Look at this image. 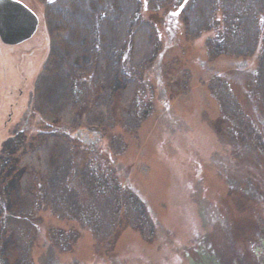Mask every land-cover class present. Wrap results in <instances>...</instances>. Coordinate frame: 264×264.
Masks as SVG:
<instances>
[{"label": "rangeland", "instance_id": "rangeland-1", "mask_svg": "<svg viewBox=\"0 0 264 264\" xmlns=\"http://www.w3.org/2000/svg\"><path fill=\"white\" fill-rule=\"evenodd\" d=\"M21 1L37 15L38 24L21 43L0 41V137L6 114L15 105L14 86L22 77L31 78L42 69L47 49L45 34L50 33L45 10L54 0ZM139 3L137 14L130 16L150 21L160 40L151 64L140 69L153 92L151 97L146 95L148 114L142 120L132 110L122 116L119 93H114L109 111L113 122L101 133L102 138H110V144L88 133L83 140L76 139L70 148L68 183L82 186L79 176L89 155L94 171L101 169L95 177L101 174L108 179L106 167H113L120 182L136 195L145 211H136L137 204L129 212L127 206V210L121 208L116 216L110 210L105 219L91 218L89 214L85 226L92 231L104 222L116 226L108 242L105 235L95 233L94 237L84 226L55 219L43 208L38 214L42 217L40 229L48 223L66 230L63 232L68 235L61 246H56L48 242V235L38 233L31 246V264H261L264 102L257 91L254 56L217 54L207 59L204 38L191 39L184 34L180 15H184V5L191 10V0L183 6L174 0L164 6L151 0ZM220 3L216 0L214 7ZM257 18L263 30L264 10L258 11ZM129 29L130 40L133 27ZM120 48V69L129 74V41ZM94 66L95 63L73 80L78 100L74 113L81 123L90 113L101 86L95 81ZM185 70L187 77L182 74ZM231 95L238 105L236 116L229 114ZM22 98L16 100L15 113L25 109ZM236 119L238 126H233ZM26 127L21 117L9 132L25 136ZM13 146L14 142L10 149ZM0 161L5 162L2 158ZM2 169L1 163L0 181ZM6 208L0 182V220L7 217ZM66 243L71 245L70 250H66Z\"/></svg>", "mask_w": 264, "mask_h": 264}, {"label": "trees", "instance_id": "trees-1", "mask_svg": "<svg viewBox=\"0 0 264 264\" xmlns=\"http://www.w3.org/2000/svg\"><path fill=\"white\" fill-rule=\"evenodd\" d=\"M167 1L151 0V3L164 6ZM179 1L182 5L188 0H174ZM215 1L191 0L190 11L189 5L181 6L184 8V15H180L184 34L191 39L204 38L209 60L217 54L254 56L257 91L264 102V29L259 28L257 18L258 11L264 10V0H220L221 5L214 7ZM43 3L45 6V1ZM50 3L52 5L45 10L50 33L45 34L47 49L42 69L31 78L22 77L14 86L16 100L23 97L25 109L15 113L17 101L14 100L15 105L11 103L1 131L0 159L5 162L0 161L3 164L0 182L7 202V217L0 220V264H31V246L40 232L42 236L48 235V242L61 246L68 235L64 229L48 223L40 229L42 217L38 214L43 208L55 219L73 221L90 230L92 235H105L108 242L116 226L104 222L101 228L92 231L90 226H85L89 214L91 218L105 219L110 210L116 216L121 208H128L129 212L137 204L136 211L140 208L145 211L136 195L120 182L113 167H106L110 174L108 179L101 174L95 177L101 169L94 171L89 155L79 176L83 187L71 186L68 177L72 164L71 145L76 139L83 140L86 133L100 140L101 133L112 124L109 111L114 93H119L122 116L129 110L140 120L147 116L146 95L151 97L153 92L140 69L149 66L158 53L157 30L150 21L133 18L139 9V0H54ZM131 27L129 40L127 35ZM128 41L132 64L129 74L124 73L119 64L120 47ZM93 63L95 81L101 86L90 113L81 123L74 113L78 100L73 80L77 74L89 70ZM187 71L182 73L186 77ZM231 104L230 116L238 115L233 97ZM21 117L28 130L26 127L25 136L13 135L9 131L18 125ZM233 126H238V119ZM100 141L110 144V138L101 137ZM13 142V149H10ZM99 243L95 240V244L100 246ZM70 246L67 244L66 250H70ZM260 262L264 264V255Z\"/></svg>", "mask_w": 264, "mask_h": 264}, {"label": "water", "instance_id": "water-1", "mask_svg": "<svg viewBox=\"0 0 264 264\" xmlns=\"http://www.w3.org/2000/svg\"><path fill=\"white\" fill-rule=\"evenodd\" d=\"M38 17L20 0H0V41L17 44L36 30Z\"/></svg>", "mask_w": 264, "mask_h": 264}]
</instances>
